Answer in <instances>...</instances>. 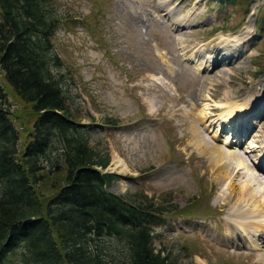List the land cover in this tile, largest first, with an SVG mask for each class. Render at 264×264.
<instances>
[{"label":"rangeland","instance_id":"374dc122","mask_svg":"<svg viewBox=\"0 0 264 264\" xmlns=\"http://www.w3.org/2000/svg\"><path fill=\"white\" fill-rule=\"evenodd\" d=\"M52 1L66 16L52 44L74 117L90 146L108 155L103 172L117 177L107 190L145 195L167 209L153 248H167L178 264H264V234L238 224L254 203L227 198L228 180L217 179L222 162H211L190 131L194 124L208 144L242 155L261 181L252 185L261 198L264 174L251 164L264 165V31L257 26L264 0ZM2 76L24 139L33 114ZM114 155L122 171L113 169ZM245 171L234 175L235 191Z\"/></svg>","mask_w":264,"mask_h":264},{"label":"trees","instance_id":"16d2710c","mask_svg":"<svg viewBox=\"0 0 264 264\" xmlns=\"http://www.w3.org/2000/svg\"><path fill=\"white\" fill-rule=\"evenodd\" d=\"M53 3L0 0V72L34 119L20 138L0 86V264H178L153 248L164 204L107 190L117 177L74 117L52 44L66 16ZM258 19L264 31V4Z\"/></svg>","mask_w":264,"mask_h":264},{"label":"bare ground","instance_id":"6f19581e","mask_svg":"<svg viewBox=\"0 0 264 264\" xmlns=\"http://www.w3.org/2000/svg\"><path fill=\"white\" fill-rule=\"evenodd\" d=\"M176 23H179V22H176ZM181 23H183V22H181ZM234 39L235 38L231 39L229 41V43L233 42ZM225 100H226L225 102H227L226 103V107H227L229 105V102L227 101V99H225ZM232 112H233L232 110H230V111L226 110V115L228 113L231 114ZM240 115H241V113H240ZM237 120H238V118L236 117L235 122H238ZM190 131H192L193 134H195V136H196V138L194 139L195 145L199 146L204 153H207L210 156L211 162H213V161L217 162V159H219V161L222 162V165L226 171H224V170L222 171L224 173V175L218 174L217 179H219L220 181L223 179L228 180V183L226 186H227V189L229 190V195L227 196V198L229 199L230 196H233L235 194L236 195L235 201L237 200L239 202H242V200H244L242 198L246 196L247 199L251 200L252 203H254V209L243 210L242 213L245 214V216H244L245 220L239 222L238 224L241 227L244 226L245 228L252 230L253 233L257 232V233H259V235L264 234V190H263V192H262V190L259 192L258 195L261 194L260 195L261 198H259L256 195L257 191L252 188V185L254 184V182L256 184H259L261 181L259 182V180H257V178L253 176V174L251 176L250 173H248V172H250L249 171L250 168L245 165L246 162H244L245 159L242 157V155H238V153H233V152H230L226 149L223 150L219 146L215 147V145L212 146V145L208 144L206 141H204L200 132H198L196 130V127L194 124H193V126L192 125L190 126ZM232 159H234L233 161H235V159L237 161L235 166H232L229 164V161ZM112 161H113L112 162L113 169H115V170L118 169L120 171H122L124 169V165L122 163V160H120L117 155H114L112 157ZM251 165L254 166L253 170L255 172H258V173L262 172L264 174V165H262L261 163L259 165H255L254 163H252ZM240 168L246 169V171H245L246 174L244 175L246 180L243 182V184H241L237 188L238 191H235L232 188L231 181H233L234 175L237 174V172ZM261 214H263V215H261Z\"/></svg>","mask_w":264,"mask_h":264},{"label":"water","instance_id":"95a60500","mask_svg":"<svg viewBox=\"0 0 264 264\" xmlns=\"http://www.w3.org/2000/svg\"><path fill=\"white\" fill-rule=\"evenodd\" d=\"M108 172H111V171H108Z\"/></svg>","mask_w":264,"mask_h":264}]
</instances>
